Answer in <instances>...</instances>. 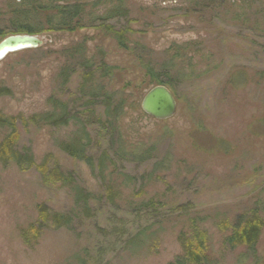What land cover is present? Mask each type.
I'll return each mask as SVG.
<instances>
[{
  "label": "rangeland",
  "instance_id": "rangeland-1",
  "mask_svg": "<svg viewBox=\"0 0 264 264\" xmlns=\"http://www.w3.org/2000/svg\"><path fill=\"white\" fill-rule=\"evenodd\" d=\"M64 2L83 7L82 24L75 32L35 35L40 47L0 61V87L12 92L0 98V112L29 123L58 98L103 117L102 98L81 100L84 75L93 74V93L114 95L111 113L120 114L113 133L86 121L88 151L97 158L108 150L112 163L103 182L60 150L77 140L76 125L20 126V143L31 148L36 166L49 157L93 198L86 217L67 186L45 183L36 167L0 163V264H174L183 255L180 234L196 227L212 264H252L246 249L230 250L226 240L241 214L256 211L264 223V0ZM12 6L0 0L5 37L13 36ZM86 61L93 65L87 72ZM67 70L64 84L59 75ZM157 86L177 103L166 121L141 107ZM4 137L0 130V144ZM151 201L148 210L143 204ZM40 206L72 215V224L42 229ZM32 226L39 234L28 243L23 232ZM143 231L138 248L135 236ZM256 255L263 261L264 227Z\"/></svg>",
  "mask_w": 264,
  "mask_h": 264
},
{
  "label": "trees",
  "instance_id": "trees-1",
  "mask_svg": "<svg viewBox=\"0 0 264 264\" xmlns=\"http://www.w3.org/2000/svg\"><path fill=\"white\" fill-rule=\"evenodd\" d=\"M13 6L11 7V19L9 22L13 26V33L10 35H39L46 31L48 32H75L82 24L81 16L83 14V7L78 4L61 3V0H12ZM121 7L111 9L110 17H114L118 14ZM2 29H0V37H5ZM7 38V37H5ZM119 45H124L123 34L118 35L116 38ZM89 64V65H88ZM85 69H93V65L86 61ZM147 73L152 77L153 82L157 85H162L164 79L158 78L156 70L154 68L146 67ZM87 74L84 75L83 83L81 85V100H98L102 98V104L106 107V111L103 117L96 115V111L91 109V112L84 111L82 105V112H77L75 109H71L69 104L56 98H50L49 103L52 106L50 112L35 115L29 119V123L25 122L23 118L18 117H5L0 112V130L5 132V137L0 144V163L6 168L10 165H16L22 169H32L36 167L39 171L43 181L45 183H60L64 187H68L75 195L76 202L83 203L81 211L87 217L90 214V201L93 196L82 189L74 180V177L70 174H64L58 167H51L49 163V157L39 166L35 165V158L32 150L28 146H23L20 143V126L28 128L33 126H48L53 128H63L70 125H76L77 140L70 141L68 143H62L59 146L60 150L68 154L71 158L84 162L92 171V174L101 181H106V173L109 168V164L112 163V158L108 150L102 151L101 155L97 158L90 156L89 148L91 142V135L88 131V125H99L102 131L105 133H113L115 130L113 125L115 124L119 114L114 115L111 113L113 106L115 105V96L108 95L107 93L102 96L99 93H93L95 91L94 77L90 74V78H87ZM70 75L67 72H62L59 75V79L66 84L69 81ZM12 92L5 88L0 87V98L10 97ZM91 102V101H88ZM96 102V101H95ZM94 104V103H92ZM99 103H95L97 106ZM85 106V105H84ZM117 112L122 110V106H115ZM95 119V123L93 119ZM79 206V205H77ZM148 210L155 207L154 201L145 203ZM39 224L42 229H62L69 228L73 222L72 215H64L54 213L46 206H40L38 208ZM196 221V220H195ZM194 222V221H192ZM197 223V222H196ZM226 224V223H225ZM226 226L228 230L230 228ZM30 227L23 232V237L28 243L31 239L36 238L30 234H39V229ZM264 227L263 220L260 218L256 211L248 214H241L236 219L231 227L232 233L226 240V245L230 250H237L238 248L246 249L245 258H251L252 264H264L263 261H259L256 255V247L259 243L262 229ZM142 234V235H141ZM143 236V237H142ZM136 242L138 248L140 244H144L147 239L145 232L138 233L136 236ZM204 233H201L196 227L191 233H181L179 241L182 248L183 255L178 258L174 264H212L206 255V250L209 247ZM35 240V239H34Z\"/></svg>",
  "mask_w": 264,
  "mask_h": 264
},
{
  "label": "water",
  "instance_id": "water-1",
  "mask_svg": "<svg viewBox=\"0 0 264 264\" xmlns=\"http://www.w3.org/2000/svg\"><path fill=\"white\" fill-rule=\"evenodd\" d=\"M43 42L31 35H13L0 42V61L8 55L24 50L36 49ZM143 112L157 121H166L174 117L177 111L176 100L169 89L157 86L151 89L142 101Z\"/></svg>",
  "mask_w": 264,
  "mask_h": 264
}]
</instances>
